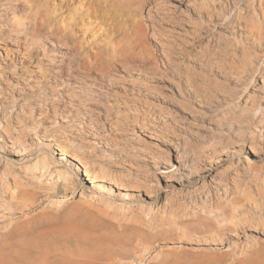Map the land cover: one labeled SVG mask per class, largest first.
<instances>
[{"label":"rangeland","instance_id":"obj_1","mask_svg":"<svg viewBox=\"0 0 264 264\" xmlns=\"http://www.w3.org/2000/svg\"><path fill=\"white\" fill-rule=\"evenodd\" d=\"M74 1L0 0V48L14 38L8 13L34 22L43 44L0 58V190L48 149L31 142L45 131L52 144L113 165L136 187L95 193L142 217L124 236L112 233L125 248L115 244L125 255L116 253L114 264L139 256L141 264H264V39L248 30L250 22L264 23V4ZM52 27L66 34L68 53L50 47ZM19 136L33 149L18 157L8 140ZM57 193L36 194L27 214ZM4 198L0 193V211L10 208L19 218L20 207ZM73 206L65 214L48 211L61 218L79 209ZM90 238L85 245L96 242ZM81 251V264L104 262L100 251Z\"/></svg>","mask_w":264,"mask_h":264},{"label":"bare ground","instance_id":"obj_2","mask_svg":"<svg viewBox=\"0 0 264 264\" xmlns=\"http://www.w3.org/2000/svg\"><path fill=\"white\" fill-rule=\"evenodd\" d=\"M79 1L82 2L83 0ZM260 1L264 4V0ZM8 17L11 18L9 20L11 24V30L9 32L13 33L11 34L14 38H12L11 46L6 45L0 48V58L3 57L4 53L5 59H9L10 61V58H14V54L19 47L24 51V54L25 52L28 54L30 49L33 50L37 44L40 45V36L42 34L35 36V34L38 33V26L34 22L17 19L15 16L9 15V13ZM262 22L263 21L258 20L256 23L250 22L249 24V33L257 40L264 39V23ZM48 28L50 27L48 26ZM46 32H48V30ZM58 32L60 33L58 34ZM61 33V31L53 27L49 30L50 47L54 48L57 46L68 53L69 44L65 37L66 34L63 32L65 36H62ZM45 48H47V46H45ZM3 126V122L0 121V129H3ZM5 129L6 128H4V130ZM33 134L31 142L37 143L43 149L47 147L49 150L45 149L47 152L40 153L34 162L21 166L17 171L18 175H13L14 177L10 184L4 185L1 183L0 193L5 195L6 200L5 198L4 200L8 202V206L13 204L14 206L20 207L21 214L19 213V218L23 219L19 221V218L15 217L13 214L14 211L12 212L10 208H5L6 210L0 211V259L13 261V263L2 262L4 264H81L82 262L77 260L79 259V254L75 251L77 250L80 252L82 249L88 251V254L85 253L86 256L91 255L90 253L94 254L95 251L97 253L99 251L104 253V262L101 264H114L119 262L118 259H116V253H122L123 251L118 250L116 253L114 251L118 248H122L124 244L121 245L119 243L123 239L120 240V238H118L120 242L113 241V243L111 239L114 234L112 233L119 234L125 232L122 230L132 231V229L136 227L135 225H141L139 219L142 217H139L138 210L136 211L137 213H134L135 211L132 212L130 208L116 205L110 200L104 199V197L97 196L95 193L111 194L113 188L120 193V190L126 189L127 191L128 187L134 188L133 185L128 186L123 176L113 169V165L111 166L104 162L100 164L90 163L80 155L81 153L77 151L76 147H72L66 143H56V141V144H52L51 142L55 139L52 140L51 136L48 137L45 131H37ZM26 138L27 137L23 138L19 136L17 139H13L14 141L8 138L9 143L12 144L15 150L14 152H16L14 153L15 156L19 157L26 155L33 149L32 144L29 142L30 140ZM96 138L97 137H93V141H96ZM44 142L48 143L44 144ZM51 149L58 152L57 158L51 154ZM80 174H82L85 181L89 184V188L92 189L90 195L87 194L82 187H79L81 184V180L79 179ZM60 190L61 193H59ZM39 192H44V194L58 193L56 196L53 195L51 197L52 199L50 198L51 200H46L47 203L44 208L40 206L41 210L37 212L35 210L33 214L36 212V215L30 216V214L27 213H30L31 208H34L33 203L36 205L35 200H38L36 194L38 195ZM75 197L79 200L77 203L79 206L71 202L69 203V201L73 200ZM73 201V203L77 202V200ZM67 203H69L68 207L74 205L73 207L76 208L77 206L79 209L73 214L71 212L72 215L64 216L65 218L63 216L61 217V215V218H59L56 214H49V211L58 212V210H61L62 206L67 205ZM38 204H40V201ZM70 204L72 205L70 206ZM65 207L67 210L66 208H63V210L66 212L61 210L64 214L68 213V207ZM70 210H73V208H70ZM58 219L60 221H57ZM152 220L153 219L148 220V225H145L152 226ZM56 222H58V224ZM96 233H98V237H102L103 234H105L107 239L103 241L104 236L101 242L99 240V242H97L96 239L100 237L97 238ZM99 233H102V235H99ZM108 233L111 234L109 235ZM118 234L116 236H118ZM89 235H95L96 238L94 237L95 239H91ZM121 236H124V234ZM262 236H264V232H262ZM86 238H90L92 241L95 240L96 242L91 246L85 245L87 241ZM114 239L115 238L112 240ZM106 240H108V242ZM82 242H84V245H82ZM69 243H73V247H71L76 249L75 251L73 249L69 250ZM66 244L68 245L66 246ZM115 244L117 249L114 248L116 247ZM122 249H125L124 246ZM128 251H130V248ZM80 253H83V251ZM122 254L125 255L124 252ZM126 255L128 256L127 253ZM152 256L151 258H153ZM142 260L143 257L139 256L136 258L134 264H141Z\"/></svg>","mask_w":264,"mask_h":264}]
</instances>
